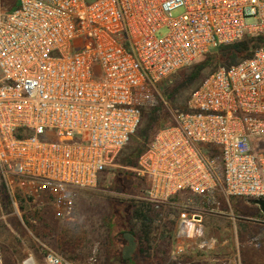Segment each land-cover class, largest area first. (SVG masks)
Masks as SVG:
<instances>
[{
  "label": "built area",
  "instance_id": "built-area-1",
  "mask_svg": "<svg viewBox=\"0 0 264 264\" xmlns=\"http://www.w3.org/2000/svg\"><path fill=\"white\" fill-rule=\"evenodd\" d=\"M264 35V0H0V176L15 206L50 193L59 215L94 188L179 71ZM140 156L142 200L183 193L178 237L201 238L221 202L264 200V48L207 76ZM212 241L205 240L204 249ZM0 264H6L0 245ZM16 264H76L43 246Z\"/></svg>",
  "mask_w": 264,
  "mask_h": 264
},
{
  "label": "rangeland",
  "instance_id": "rangeland-1",
  "mask_svg": "<svg viewBox=\"0 0 264 264\" xmlns=\"http://www.w3.org/2000/svg\"><path fill=\"white\" fill-rule=\"evenodd\" d=\"M196 62L163 86L161 93L168 106L160 100L155 107L166 116L161 124H174V114L188 105L193 92L214 72L180 88ZM140 140L135 134L94 188L73 191L75 213L71 219L59 215L47 192L34 199L16 192V207L0 176V245L6 264L19 263L31 253L39 257L43 246L76 264H264V213L252 199L234 198L231 205L222 201V215H204L201 238L180 239L181 212L204 210L203 203L187 192L171 204L151 205L142 200L143 182L135 167L125 162L142 145ZM136 206L146 210L148 223L132 219ZM205 240L212 243L202 249L199 245ZM181 246L188 249L186 254H177Z\"/></svg>",
  "mask_w": 264,
  "mask_h": 264
},
{
  "label": "trees",
  "instance_id": "trees-1",
  "mask_svg": "<svg viewBox=\"0 0 264 264\" xmlns=\"http://www.w3.org/2000/svg\"><path fill=\"white\" fill-rule=\"evenodd\" d=\"M260 48H264V35L246 36L240 42L222 47L213 54L202 56L198 59L194 66L187 70L184 82L180 88L192 86L204 78L208 73H211L220 67L234 66L246 59H249L253 57L255 52ZM175 95V93L172 95L174 103L176 102ZM187 110L188 105L181 112H185ZM167 117L169 118L170 115ZM162 119H166V116L159 108H152L143 112L142 120H144V123L142 121V128H139L136 133V136L138 135L140 137L142 145L134 148L133 152L126 159L127 161L125 162L128 165L136 167L138 159L147 150L148 145L152 141L155 134L163 127L168 126L164 123L161 124ZM22 199L23 198H21V200ZM149 204L152 205L150 202ZM145 213L146 210H144L143 207H133L132 219L143 222L144 224L148 223L150 217L149 215H146L147 213Z\"/></svg>",
  "mask_w": 264,
  "mask_h": 264
},
{
  "label": "water",
  "instance_id": "water-1",
  "mask_svg": "<svg viewBox=\"0 0 264 264\" xmlns=\"http://www.w3.org/2000/svg\"><path fill=\"white\" fill-rule=\"evenodd\" d=\"M252 203L259 206L261 211L264 213V200L261 199L253 200Z\"/></svg>",
  "mask_w": 264,
  "mask_h": 264
},
{
  "label": "crops",
  "instance_id": "crops-1",
  "mask_svg": "<svg viewBox=\"0 0 264 264\" xmlns=\"http://www.w3.org/2000/svg\"><path fill=\"white\" fill-rule=\"evenodd\" d=\"M178 251H177V254H186L187 253V250L188 249H186L185 247H179L178 249H177ZM180 252V253H179Z\"/></svg>",
  "mask_w": 264,
  "mask_h": 264
}]
</instances>
